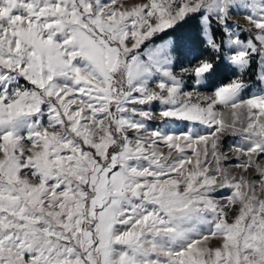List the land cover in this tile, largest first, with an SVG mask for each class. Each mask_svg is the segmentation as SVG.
<instances>
[{"label": "snow or ice", "instance_id": "6c2138e0", "mask_svg": "<svg viewBox=\"0 0 264 264\" xmlns=\"http://www.w3.org/2000/svg\"><path fill=\"white\" fill-rule=\"evenodd\" d=\"M0 264H264V0H0Z\"/></svg>", "mask_w": 264, "mask_h": 264}]
</instances>
